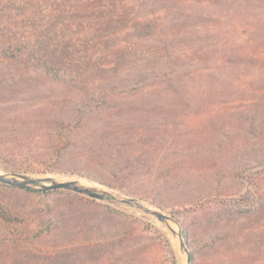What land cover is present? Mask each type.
I'll use <instances>...</instances> for the list:
<instances>
[{"label":"rangeland","instance_id":"1","mask_svg":"<svg viewBox=\"0 0 264 264\" xmlns=\"http://www.w3.org/2000/svg\"><path fill=\"white\" fill-rule=\"evenodd\" d=\"M123 1L133 3L109 1L111 8L102 14L113 19L103 25L100 16L88 18L81 3L0 0V116L22 117L32 111L33 106L23 100L29 95L61 94V85L47 82L44 66L53 77L58 67L67 73L79 64L83 72L90 73L103 59L120 61L123 54L112 47L115 38L86 42L85 33L96 28L102 32L123 21ZM251 37L245 51L264 63V29ZM56 43L61 49L60 62L54 58ZM4 49H19L22 61L19 58L16 65L3 61ZM204 65L199 67L202 72ZM262 73L264 78V70ZM254 94L252 89L198 92L187 97L189 105L173 107L176 112L165 121L145 112L152 128L146 139L150 170L128 183L126 190L77 171H55L47 164L30 163L23 153L28 141L18 138L10 143L2 137L6 130L22 134L29 129L8 126L0 134V173H13L15 167L31 176L80 180L96 190L135 197L172 220L163 222L134 206L69 189L42 191L0 182V208L10 213L6 222L0 219V239L8 235L18 239V249H41L13 255L5 251L13 245L5 238L0 242V264H172L167 248L173 250L177 264H187L179 231L193 253V264H264V104L259 109L246 106V99L255 98ZM174 96L169 95V100L177 98ZM130 99L133 96L124 93L117 101ZM136 113L131 110V117L122 119L123 123L136 124L137 116L142 115ZM156 122L164 123L161 140ZM9 147L13 149L9 151ZM176 149L177 157L171 154ZM186 152L194 156L186 157ZM126 153L122 149L112 158L122 160ZM100 171L107 175L106 170ZM135 192H145L146 197ZM122 226L143 236L137 245L104 247L94 253L73 247L65 256L49 255L52 245L65 237L74 242L102 241Z\"/></svg>","mask_w":264,"mask_h":264},{"label":"trees","instance_id":"2","mask_svg":"<svg viewBox=\"0 0 264 264\" xmlns=\"http://www.w3.org/2000/svg\"><path fill=\"white\" fill-rule=\"evenodd\" d=\"M109 1L68 0L72 4H83L88 18L99 19L100 16L103 25L112 23L111 15L102 14L111 8ZM132 2L121 3L126 11L122 15L123 21L111 29L100 32L96 28L85 33L86 42L115 38L112 47L123 54L120 61L103 59L90 73L83 72L79 64L67 73L58 67L54 69L53 77L44 66L47 82L61 85V94L50 97L29 95L23 100L27 106H33L32 111L22 117L0 116V134L8 126L29 129L30 132L22 134L6 130L2 137L8 138L10 143L18 138L28 141L23 153L30 163L47 164L55 171H77L112 188L126 190L128 183L143 178L150 170L147 158L150 144L146 139L151 136L152 128L145 112L154 113L159 121H165L176 112V105H189L187 97L202 91L252 89L256 92L255 98L246 99V106L259 109L264 104V63L259 56L245 51L251 44V35L264 29V0ZM57 45L53 50L56 60L61 57ZM18 51L4 49L3 61L13 65L19 58L22 61ZM201 64H205L203 72L199 69ZM124 93L133 99L118 102L117 98ZM169 95L178 99L170 101ZM49 109L52 112L48 113ZM133 109L136 114H142L137 116L138 122L124 124L122 119L130 118ZM162 125L164 123L156 122L159 140L162 139ZM17 147L21 148L20 145ZM122 149L127 152L125 158L113 159ZM171 154H177V157L179 149ZM185 154L186 157L194 156V153ZM101 169L106 170L107 175H103ZM11 171L19 173L23 170L13 167ZM135 193L146 197L145 192ZM9 214L0 208V219L6 222ZM185 232L183 230L184 235ZM5 238L13 245L4 250L13 255L41 250L40 247L18 249L15 245L18 239H10L8 235L0 242ZM66 238L52 245L54 249L49 255L65 256L73 247L83 253H94L104 247L134 246L143 236L122 226L107 233L102 241L74 242ZM166 252L171 263L177 264L173 250L167 248ZM190 258L193 264L191 251Z\"/></svg>","mask_w":264,"mask_h":264},{"label":"water","instance_id":"3","mask_svg":"<svg viewBox=\"0 0 264 264\" xmlns=\"http://www.w3.org/2000/svg\"><path fill=\"white\" fill-rule=\"evenodd\" d=\"M0 182L10 184L16 187H35L36 189L42 191L58 188L69 189L80 194H85L92 198L110 199L117 203L134 206L142 210L146 214L155 216L158 220L163 222H168L169 220H172V217L168 214L156 209H152L151 207H149L148 205H146L135 197L124 196L106 190H96L90 186L80 185L76 180H57L52 177L31 176L25 173H0ZM171 230L174 232L172 228ZM177 234L180 238V246L186 254V263L192 264V260L190 258V251L186 247V243L184 242L182 234L180 231Z\"/></svg>","mask_w":264,"mask_h":264},{"label":"bare ground","instance_id":"4","mask_svg":"<svg viewBox=\"0 0 264 264\" xmlns=\"http://www.w3.org/2000/svg\"><path fill=\"white\" fill-rule=\"evenodd\" d=\"M70 180H74V179H70ZM76 181L78 182V184L86 186V183H85V182L80 181V180H76ZM167 223H168V222H167ZM175 231H176V228H175ZM183 259H184V262H185V261H186L185 256H183Z\"/></svg>","mask_w":264,"mask_h":264}]
</instances>
